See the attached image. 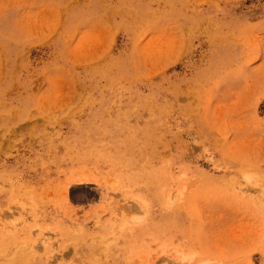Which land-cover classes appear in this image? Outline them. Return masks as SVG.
<instances>
[{
	"label": "rangeland",
	"instance_id": "1",
	"mask_svg": "<svg viewBox=\"0 0 264 264\" xmlns=\"http://www.w3.org/2000/svg\"><path fill=\"white\" fill-rule=\"evenodd\" d=\"M0 264H264V0H0Z\"/></svg>",
	"mask_w": 264,
	"mask_h": 264
}]
</instances>
